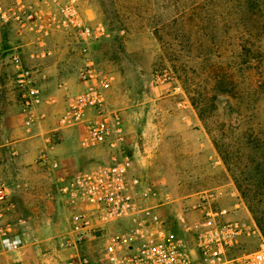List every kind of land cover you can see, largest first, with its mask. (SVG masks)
Instances as JSON below:
<instances>
[{"label":"rangeland","instance_id":"obj_1","mask_svg":"<svg viewBox=\"0 0 264 264\" xmlns=\"http://www.w3.org/2000/svg\"><path fill=\"white\" fill-rule=\"evenodd\" d=\"M83 5L89 18L107 28L93 53L101 70L113 76L108 101L120 109L127 137L139 149L135 154L129 148L132 171L169 195L160 205L167 214H160L170 232L179 234L181 224L190 227L189 238L196 235L204 206L193 204L211 190L217 194L213 208L247 211L253 219L251 203L264 226V0H84ZM161 70L167 71L165 81L155 78ZM184 123L209 140L210 157L192 148L175 155L180 146L170 138L194 134ZM160 138V153L146 148ZM87 150L92 151L87 165L109 161L105 147ZM191 198L193 204L186 201ZM127 226L120 219L107 230ZM255 246L256 239L247 237L239 249Z\"/></svg>","mask_w":264,"mask_h":264},{"label":"built area","instance_id":"obj_2","mask_svg":"<svg viewBox=\"0 0 264 264\" xmlns=\"http://www.w3.org/2000/svg\"><path fill=\"white\" fill-rule=\"evenodd\" d=\"M83 1L0 0V21L15 27L17 35L32 47L33 58L53 54L55 33L63 34L70 49L81 56L77 73L82 87L66 94V105L55 130L82 125L85 132L79 139L80 146H102L108 152L106 163L69 177L57 176L66 201L81 204L75 214L74 232L63 241L69 249L65 264H264V238L253 219L226 218L231 210L211 205L217 196L214 190L201 195L193 204L204 206L203 227L195 236L189 238V226H184L179 234L168 230L166 218L156 204L169 202V195L163 193V200L158 201L160 194L155 185L131 169L123 115L108 101L113 76L101 70L92 49L107 28L87 16ZM11 62L14 84L21 96L23 125L30 130L39 117L35 107L44 100L39 81L46 78V73L38 64H25L19 50L12 54ZM167 77L166 70L155 75L157 81ZM38 160L50 169L60 167L48 151L40 152ZM9 208L8 186L0 179V256L12 254L25 244L23 234L5 219ZM120 219L128 226L107 230ZM247 237L256 239L255 248L239 249ZM91 238L100 240L102 258L96 261L84 248ZM10 264L19 262L12 260Z\"/></svg>","mask_w":264,"mask_h":264},{"label":"crops","instance_id":"obj_3","mask_svg":"<svg viewBox=\"0 0 264 264\" xmlns=\"http://www.w3.org/2000/svg\"><path fill=\"white\" fill-rule=\"evenodd\" d=\"M86 13L89 16L88 9ZM52 40L55 45L53 54L35 59L31 56L32 47L17 35L15 27L11 23L0 21V179L8 186L10 208L5 219L13 223L14 228L23 234L25 240L19 250L0 256V264H10L12 260H17L19 264H65L69 249L63 241L74 232L75 214L81 204L66 201L59 190L60 182L57 176L64 174L69 177L93 166L86 164L87 159L92 156V151L82 148L79 144V139L85 132L84 126L55 130L58 117L66 105V94L79 90L82 83L77 73L81 56L70 49L63 34L55 33ZM16 50H19L25 64H38L46 73V78L39 81L44 100L35 107L39 117L30 130L23 125L20 91L14 84L15 69L11 56ZM183 129L193 132L188 123L183 124ZM199 132H193L191 138L186 135L170 138L172 144L180 146L175 149V155L179 152H189L192 148L204 159L206 156L210 157L205 148L211 147V144L207 138L199 137ZM160 144L161 138L153 139L146 148L160 153ZM130 147L135 154L138 153L136 143L132 144V138L128 139L126 136L128 152ZM143 149L146 150L144 147ZM42 151H48L50 156L55 157L60 167L50 169L42 165L38 160ZM141 160L148 165L149 161L146 162L143 157ZM190 168L180 167V170L188 173L189 169L193 170ZM178 170H174V174H177ZM159 194L157 200L161 201L163 197ZM193 199L186 201L193 204ZM156 205L161 214H167V207ZM177 215L182 217L181 213ZM243 216L251 218L247 211L243 214L233 210L225 217ZM182 230L183 225L178 224V232ZM99 247L100 240L96 238L88 239L84 243V248L93 261L102 258Z\"/></svg>","mask_w":264,"mask_h":264},{"label":"trees","instance_id":"obj_4","mask_svg":"<svg viewBox=\"0 0 264 264\" xmlns=\"http://www.w3.org/2000/svg\"><path fill=\"white\" fill-rule=\"evenodd\" d=\"M97 41V40H96ZM95 41V42H96ZM94 42V43H95ZM248 207H249V210H250V212L252 213V217H253V219L256 221V225H258L262 230H263V233H264V226H263V224L261 223V220H260V218L256 215V213H255V209H254V207H253V205H251V203L250 204H248ZM258 227V228H259Z\"/></svg>","mask_w":264,"mask_h":264}]
</instances>
